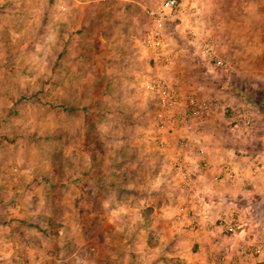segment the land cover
<instances>
[{"label": "rangeland", "instance_id": "374dc122", "mask_svg": "<svg viewBox=\"0 0 264 264\" xmlns=\"http://www.w3.org/2000/svg\"><path fill=\"white\" fill-rule=\"evenodd\" d=\"M161 1L0 0V264H182L153 205L173 191L163 176L180 182L179 155L201 159H189L187 145L161 146L155 129L165 118L172 126L188 92L214 106L189 133L199 134L215 106L228 117L251 107L257 131L246 136L259 150L263 26L243 30L241 18V30H227L217 12L228 0H183L180 16L200 34L190 37L181 18L156 13ZM155 28L168 45L166 64L144 45ZM203 40L232 67L204 56ZM172 74L183 86L195 82L164 109L146 85ZM210 86L222 97L205 95ZM219 122L226 140L232 123ZM187 130L169 129L168 141ZM245 146L237 151L248 155Z\"/></svg>", "mask_w": 264, "mask_h": 264}, {"label": "crops", "instance_id": "0c3cea01", "mask_svg": "<svg viewBox=\"0 0 264 264\" xmlns=\"http://www.w3.org/2000/svg\"><path fill=\"white\" fill-rule=\"evenodd\" d=\"M221 4H218L220 7L217 17L224 19L227 15V30H241L237 26V21L241 18L247 22L243 23V30H256L260 24L262 29L264 28V0H228L226 5ZM171 77L176 76L172 74ZM188 81L195 82L193 78L184 80V88L192 87ZM188 90L190 89H183L184 92ZM203 93L209 94L208 97L211 98L222 97V94L211 86L204 88ZM227 100H231L230 104L235 101L233 98ZM216 107L218 106H215L209 117L197 123L199 134L189 133L190 130L184 131L183 135L181 132L173 134L174 136H169L167 147L176 146L174 148L182 149L187 145L188 158L195 156L196 160H202L198 149L204 147L209 160L215 161L217 168L206 171L203 177L196 180L197 186L202 188L203 199L189 193L181 186V181L172 184V179L175 178L166 175L163 176L164 185L168 184L173 191L164 192L161 197L162 204H154V211L163 215L162 225L169 230L166 241L170 249H177L176 255L181 257L182 264H210L214 256L224 253L233 254L245 264H264V253L258 256L250 249L245 251V247L264 237V138H255L254 147H259L257 152L252 149L253 141L247 139L246 135L242 137L240 130L232 126L228 128L230 134L227 133L226 140L219 138L218 129L222 124L219 121L231 122L233 116H225L220 108ZM183 136L187 137V140ZM245 145L251 149L247 156L235 157L231 154L233 150H237V146L242 148ZM172 154H175V151ZM256 154L259 155V164L253 163L249 158ZM229 157L235 160L240 169L239 175L234 180L216 179L215 171ZM176 184L178 187L174 186ZM223 217L228 222L233 220V232H224L220 223Z\"/></svg>", "mask_w": 264, "mask_h": 264}, {"label": "built area", "instance_id": "2783aa9c", "mask_svg": "<svg viewBox=\"0 0 264 264\" xmlns=\"http://www.w3.org/2000/svg\"><path fill=\"white\" fill-rule=\"evenodd\" d=\"M183 0H162L156 13L161 17L181 18L180 13L182 10ZM181 24L184 25L185 32L190 37H200L196 27L190 21H183ZM204 45L201 50L204 56L215 55L216 65L230 69L232 67V62L229 59L220 57L215 54L211 42L209 40H203ZM144 45L151 49L153 53V59L156 64H166L171 60V56L167 52L166 39L162 36L161 31L155 28L148 33L147 37L144 39ZM147 88L151 90H156L158 92L160 104L162 108L167 109L169 107H174L183 99V85L182 82L177 78L159 76L155 80L149 81L146 85ZM186 108L181 114L171 118L172 126H166L167 119L160 120L159 125L155 129V137L161 146H167L169 141L167 139L169 129L174 131H179L182 129L191 130L197 119H201L206 114L210 113L213 109V103L207 98L198 96L195 92H188L185 96ZM257 112L251 108H243L240 112L233 116L231 121L234 129L240 130L245 135H254L257 131L256 125ZM171 132V133H172ZM198 152L200 154H206V149L204 147H199ZM233 156H247L245 150L239 149L233 150L231 153ZM258 154L249 156L250 161L255 164L258 163ZM228 159V158H227ZM177 174L180 178L182 186L191 194H194L198 198H202L201 187L197 186V178L203 177L206 171L216 169L215 161L209 160L205 155L199 164L195 165L192 161L185 160L182 156L175 159ZM240 173V169L235 163V160L229 157L228 160L222 163L218 170L215 171L216 179H229L234 180ZM224 232H233L234 222L229 221L223 217L220 220ZM251 250L255 255H262L264 253V237L262 239L254 241L250 246L245 247V251ZM210 264H245L241 260L237 259L236 256L230 253L218 254L213 257Z\"/></svg>", "mask_w": 264, "mask_h": 264}, {"label": "trees", "instance_id": "16d2710c", "mask_svg": "<svg viewBox=\"0 0 264 264\" xmlns=\"http://www.w3.org/2000/svg\"><path fill=\"white\" fill-rule=\"evenodd\" d=\"M3 222V220H0V223Z\"/></svg>", "mask_w": 264, "mask_h": 264}]
</instances>
